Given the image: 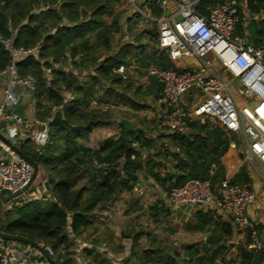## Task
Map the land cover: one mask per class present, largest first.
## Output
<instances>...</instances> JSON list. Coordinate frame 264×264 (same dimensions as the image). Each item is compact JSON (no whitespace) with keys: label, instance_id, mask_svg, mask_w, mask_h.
Wrapping results in <instances>:
<instances>
[{"label":"trees","instance_id":"1","mask_svg":"<svg viewBox=\"0 0 264 264\" xmlns=\"http://www.w3.org/2000/svg\"><path fill=\"white\" fill-rule=\"evenodd\" d=\"M219 1L222 0H199L197 10L208 13V6ZM237 1L241 15L239 33L246 35L255 45H263L264 26L256 29L258 35L250 38L251 33H245L243 22L249 11L261 15L260 21L264 24V0ZM120 2L0 0V34L3 39H10L16 47L39 48L36 54L18 59L17 66L20 75L34 80L32 95L36 117L47 121L49 128V139L43 147L34 144L30 132H26L30 136L15 142L37 162V174L40 170L45 171L44 180H48L49 189L34 199L20 203L13 200L0 220V228L6 238L49 243L57 264L79 263L77 239L91 244L83 248V258L88 263L114 264L112 256L98 247L122 255L126 237L131 239V245L129 252L119 259L121 264H214L218 259L222 264L264 263V249L248 250L243 244H240L238 253L228 259L225 254L230 245L217 238L216 231L208 236L204 246L188 244L182 252L176 242L170 243L153 229L143 228L137 221L140 217L158 222L170 220L173 210L164 199L147 207L137 205L136 198L129 200L130 206L125 211L129 218L121 230L104 218L110 202L124 192L133 191L143 173L150 174L165 190L189 178H212L214 183L219 182L226 172L222 155L230 143L229 135L217 124L194 121L190 132L169 134L170 144L175 145L177 151L169 146L164 152L146 153L137 146L138 142L144 147L149 144L143 130L135 125L127 128L122 120L117 122L113 118L114 104L150 107L147 102L137 101L142 86L136 84L132 76L124 77L117 72L119 65L137 59L142 67L148 66L152 60L164 67L173 66L166 52L157 55V50L150 47L158 40L157 29L148 30V38L146 34L144 39L140 35L138 43L122 41L120 48L113 50V31L122 28L125 31V21L132 17L133 25L143 22L140 12H132L127 19H122L123 14L117 12ZM150 5L156 15L160 14L155 2ZM255 20L251 18L249 25ZM12 59L11 51L0 40V68H5ZM91 66L95 73L88 71L85 76L79 75L83 68ZM154 80L147 92L157 102L162 97V87ZM134 84L135 89H131ZM108 128L115 133L100 139L98 146L88 144L93 132ZM173 158L178 172L166 168L162 173L156 169L163 165V160ZM214 163L218 168L212 175ZM233 181L252 182L247 166L241 168ZM2 207L0 202V209ZM209 212L210 208L198 210L196 221H189L188 229L199 232L211 229L214 219L208 216ZM214 226L217 227L216 222ZM221 228L225 233H231L229 224L222 223ZM257 228L262 232L264 224L260 222ZM209 242L214 244L209 247Z\"/></svg>","mask_w":264,"mask_h":264},{"label":"built area","instance_id":"2","mask_svg":"<svg viewBox=\"0 0 264 264\" xmlns=\"http://www.w3.org/2000/svg\"><path fill=\"white\" fill-rule=\"evenodd\" d=\"M126 1L131 4L133 13L142 14L143 21L156 22L159 36L156 44L150 47L157 50V55L166 52L173 66L164 67L157 60H152L148 66L142 67L135 59L130 64L119 65L116 71L124 77L130 73H147L148 77L160 83L162 97L152 112L158 125L169 133L186 134L191 131L192 122L211 121L229 135V147L240 140V158L252 178L251 183L234 182L233 175L229 173L216 183L212 178H189L165 190L166 204L172 210L181 204L221 208L233 219L238 234L236 243H242L248 250H263L264 228L260 232L257 225L264 222L261 216L260 219L251 217L249 210L256 205L260 212L264 211V44L255 45L246 35L239 33L241 15L237 0L216 2L208 6V13L197 10L199 0ZM151 2L156 3L160 14L154 13ZM127 22L124 37L128 30ZM128 38L125 37L123 43L130 42ZM0 40L13 55L11 63L0 68V77L6 78L4 101L0 103V130L17 142L7 133L3 122L32 126L34 144L43 147L49 139L48 122L37 117L29 119L14 109L27 96L17 87L24 86L31 91L35 88L31 77L20 75L17 61L25 55L36 54L39 48L13 46L12 41L3 39L1 34ZM90 72L95 73L94 70ZM87 73L84 72L83 76ZM235 91L243 99L242 103L237 101L233 94ZM15 136L21 139L30 135L16 132ZM0 148L1 220L13 200L20 203L40 197L49 189V182L43 180L40 185L35 184L37 174L33 164L2 139ZM217 168L214 163L212 175ZM20 189L23 192L13 199H4ZM125 193L110 202L104 211V218L117 230H121L129 218L125 211L130 203L123 197ZM139 193L143 195V190ZM123 242L125 252L122 255H114L111 249L102 246L98 249L106 250L114 264H121L119 259L129 252L131 239L126 237ZM90 245L77 239L78 264H90L83 258V248ZM54 255L49 243L6 238L0 228V264H52Z\"/></svg>","mask_w":264,"mask_h":264},{"label":"rangeland","instance_id":"3","mask_svg":"<svg viewBox=\"0 0 264 264\" xmlns=\"http://www.w3.org/2000/svg\"><path fill=\"white\" fill-rule=\"evenodd\" d=\"M121 7L119 10H117V12H121V14H123V18L122 19H127L128 15L132 13V9L130 7L131 4H129L126 0H121L120 2ZM253 14L251 12H247L245 17L246 19H250V17ZM110 20H112V16L109 17ZM127 24H128V30H127V34L125 37L129 36L128 39H130L131 41H134L135 43L139 42L140 39V35H142V39H144V34L147 33L148 30H154L157 29L156 26V22H152V21H143L140 23H136L135 25H133L132 22L134 21V18H130L127 19ZM262 26H264V24L261 23ZM251 29V34H250V38H252V35H258L257 31H256V24L255 21H252V24L249 27ZM124 29L122 28L121 30L118 31H113L112 32V45H113V50H117L118 48H120L121 43L123 41L124 37ZM147 34H146V36ZM153 45V43L151 44ZM112 52V50H111ZM80 57V56H79ZM78 57V58H79ZM122 57V55H120V58ZM97 65V64H95ZM93 67H89V68H83L82 71L79 72L80 76H83L84 72H88L92 69ZM129 76H132L134 79V82L136 84H140L142 87V95L140 93L139 96H136L137 101L141 102H147L149 104L150 107H134V106H126L123 104H114L112 107V112H113V118L119 122L121 121L123 118H128L130 119L133 123H135L134 125L137 128H140L143 130L144 134L147 136V139H149V144L145 145L146 147H144V145L140 144V142L137 143V146L141 147L140 150H143V152L148 153L149 151L152 153H157V152H164L165 149L164 148H169V146L171 147V149L173 151H177V147L175 145H171L170 144V139H169V132L166 129H163L162 127H160L158 125L157 122V117L154 115V112H152V110L155 108L156 105V101L153 100L152 96L148 94L147 92V88L149 86V78L147 76V73H141V74H134V73H130L128 74ZM153 80V79H152ZM151 80V82H152ZM136 84H134L133 88L131 89H135L134 87H136ZM130 91V90H129ZM131 93V91L129 92ZM106 107V106H104ZM21 113V112H20ZM24 112H22L21 114H23ZM8 122V121H6ZM4 125V122H3ZM33 127L31 126V128H29V131L31 133V129ZM114 129V127H113ZM112 128H108V129H98L95 132H93L89 138H88V144L92 145V146H98L99 145V141L100 139H103L106 136H111L113 135V133H115L113 131ZM47 175H45V171L44 170H40L39 173L36 175L35 177V184L40 185L42 183V181L46 178ZM264 192V191H263ZM156 198H158V196H156ZM263 211V210H262ZM260 216L262 217V220L264 222V211L262 212V214H260ZM137 221L140 223V225H142L143 228L145 229H153L154 231H156V233H159L162 238H165L166 241L170 242H176V244L178 245V247H180V250L183 252L185 251V246H187L189 244V240H191L190 238V234L188 233V231L184 230L181 231V225H174L171 224V220H168L167 222H158V221H153L151 218L148 217H140L137 219ZM168 225V227H167ZM196 240V243H198V245L201 246V243L203 242V234L197 233L194 236ZM193 238V240H194ZM121 241V240H120ZM115 243H118V241L116 240ZM171 243V242H170ZM118 255V254H117ZM233 252H227L225 254V256H227V258H233L234 257ZM214 264H222V262L218 259L216 261V263Z\"/></svg>","mask_w":264,"mask_h":264},{"label":"crops","instance_id":"4","mask_svg":"<svg viewBox=\"0 0 264 264\" xmlns=\"http://www.w3.org/2000/svg\"><path fill=\"white\" fill-rule=\"evenodd\" d=\"M251 18L256 19L255 20L256 29H260L262 27L261 21H260L261 15L259 14L252 15L249 20L245 19L243 22V26H244L246 34L251 33V29L249 28L250 27L249 24L251 23ZM148 78L150 79L149 81H151L152 79H153L152 81H155L153 77H148ZM5 82H6V78L0 77V103L4 101L3 86ZM17 90L19 92L27 93V96L24 102L16 106L14 109L21 113L24 112L22 115L26 116L29 119L36 118V113L34 109V98L32 95V91L24 86L17 87ZM233 94L237 98L238 102L240 103L243 102V99L240 97L238 92L235 91L233 92ZM3 126L5 127V129H7V133L12 138L17 139V140H20V138L15 136L16 132H19L22 134V132L24 133V132L29 131V128H30L27 125H23V124L17 125V124H14L13 122H4ZM234 138L237 139V136L235 135ZM239 152H240V140L237 139L236 145L234 144L231 147H229L227 151L222 155V162L225 166V171H226L225 173H229L233 175V178L235 177V175L239 173V171L241 170L243 166H246V164L242 162ZM1 153H2V150L0 148V154ZM163 161H164L163 165L156 168V169H160L162 173H165L166 168L169 169L173 173L179 171V168L177 167L178 168L177 169L175 167L176 160L174 158L172 160H163ZM141 190H143V195L140 193L138 194V192ZM124 196H125V200L127 201L132 200L133 198H136L137 205L143 204L146 207L154 204L157 200H160V199L165 200L166 198L164 187H162V185L159 182H157L155 178H153L150 174L146 175V173H143L140 176L139 185L133 191L129 193H125L123 197ZM156 196H158V198H156ZM202 208H205V209L210 208V212L208 216L213 217L214 219L213 222L217 223V227L214 226V223H213L212 228L209 230L207 229L204 232H199V231L188 229V226H187L188 222L189 221L195 222L197 218L196 217L197 211L202 210ZM249 213L251 217L253 218L255 217L259 219H260V214H262V212H260V209H258L256 205L251 206ZM169 218L171 220V224L181 225V228H180L181 231H184V230L188 231V233L190 234V238H191V240H189V244H193V243L195 244L197 239H195L194 236L197 233H200V234H203V242L201 243V246H204L208 236L211 235L213 231H216L217 238H220L222 242H225L226 244L230 245L229 251H232L234 254L238 253L239 246L240 244H242L239 242L236 243L238 234L236 232L235 224L233 222L231 215L225 210L218 208L214 205H211L209 207H206V206L203 207V206H194L190 204H181L177 206L175 210L172 211ZM222 223H225V224L227 223L231 226L230 234H227L222 230L221 228ZM233 243L234 245H232ZM213 244H214L213 242H209L207 246L211 247ZM261 264H264V263L262 262Z\"/></svg>","mask_w":264,"mask_h":264},{"label":"water","instance_id":"5","mask_svg":"<svg viewBox=\"0 0 264 264\" xmlns=\"http://www.w3.org/2000/svg\"><path fill=\"white\" fill-rule=\"evenodd\" d=\"M123 123L126 125L127 128H133L134 123L128 119V118H123L122 119ZM0 139H2L6 144H8L9 146H11V148L17 152L19 155H21L23 158H25L27 161H29L31 164H33V166L35 167V174H37V169H38V164L37 162L26 152H24L22 150V148L16 144L15 142H13L8 136H6L1 130H0ZM23 192L22 189L13 192L12 194L6 196L4 199L5 200H10L13 199L14 197H16L17 195L21 194ZM1 201V200H0ZM234 245V243L232 244ZM52 264H57L56 261L54 259H52Z\"/></svg>","mask_w":264,"mask_h":264}]
</instances>
